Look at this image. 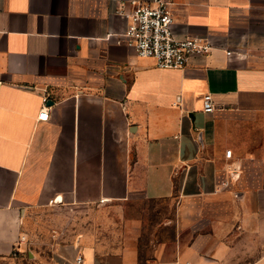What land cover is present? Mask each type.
Returning a JSON list of instances; mask_svg holds the SVG:
<instances>
[{
  "label": "crops",
  "instance_id": "obj_1",
  "mask_svg": "<svg viewBox=\"0 0 264 264\" xmlns=\"http://www.w3.org/2000/svg\"><path fill=\"white\" fill-rule=\"evenodd\" d=\"M148 1L0 0V264H264V0H170L178 30L245 47L185 69L127 46L122 11ZM136 198L176 207L149 259L131 225L117 247L31 233L43 207Z\"/></svg>",
  "mask_w": 264,
  "mask_h": 264
},
{
  "label": "rangeland",
  "instance_id": "obj_2",
  "mask_svg": "<svg viewBox=\"0 0 264 264\" xmlns=\"http://www.w3.org/2000/svg\"><path fill=\"white\" fill-rule=\"evenodd\" d=\"M248 179L256 184H264V173L249 174ZM175 208L168 202L143 198L129 200L122 208L112 206L102 209L91 206L83 210L56 209L48 206L35 213L30 229L34 239L44 244L50 241L52 232L56 229L65 232L61 235V240L66 239L67 234L80 224H85L97 232L101 243L117 247L128 225H131L139 238L142 259H149L154 248L160 243L166 242L172 247L178 241L177 224H168L169 220L176 216ZM182 236L189 239L192 233L186 230Z\"/></svg>",
  "mask_w": 264,
  "mask_h": 264
},
{
  "label": "built area",
  "instance_id": "obj_3",
  "mask_svg": "<svg viewBox=\"0 0 264 264\" xmlns=\"http://www.w3.org/2000/svg\"><path fill=\"white\" fill-rule=\"evenodd\" d=\"M170 0H151L134 3L130 12L122 11L127 19L124 32L127 46L140 58L151 59L154 65L166 69H185L196 61H203L215 50H223L227 55L241 53L243 43L233 44L215 35H192L186 30H178L171 9ZM47 97L37 119L49 118ZM204 111H214L211 93L203 95ZM81 256L77 258L80 263Z\"/></svg>",
  "mask_w": 264,
  "mask_h": 264
}]
</instances>
